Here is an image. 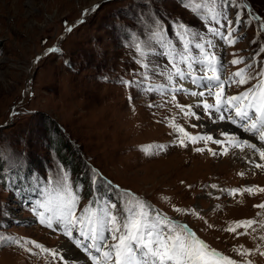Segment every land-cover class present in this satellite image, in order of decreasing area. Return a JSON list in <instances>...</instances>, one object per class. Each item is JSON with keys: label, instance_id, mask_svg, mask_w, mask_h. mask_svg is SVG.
Instances as JSON below:
<instances>
[{"label": "rangeland", "instance_id": "rangeland-1", "mask_svg": "<svg viewBox=\"0 0 264 264\" xmlns=\"http://www.w3.org/2000/svg\"><path fill=\"white\" fill-rule=\"evenodd\" d=\"M242 2L264 18V0ZM141 14L158 15L173 41L172 21L202 28L181 0H0V236L33 240L70 259V241L59 231L40 225L29 210L40 198L33 189L43 186L59 166L67 171L73 186H78L80 208L98 198L117 200L115 187L105 183L111 181L152 208L187 223L211 247L239 260L231 252L233 245L251 249L255 242L248 236L233 239L220 229L233 221L257 218L261 210L253 205L264 202V194L233 199L207 186L264 187V171L251 168L242 156L213 157L196 153L191 146H170L155 156L142 151L167 145L174 137L165 124L157 123L169 111L148 107L150 102H160L158 96H144L119 83L122 78L132 79L130 73L138 67L128 44L141 32L142 38L148 35ZM248 19L240 26V42L225 51V62L232 58L230 52L250 57L264 45V32L255 21L249 25ZM52 48L58 51L49 52ZM156 59L166 63L162 57ZM257 59L264 63V54ZM228 91L236 94L238 90ZM178 122L185 124L182 119ZM193 123L202 126L187 128L192 133L219 138V131L227 129L250 139L230 124H212L207 119ZM11 161L16 165L10 166ZM92 169L103 177L96 184ZM240 172L245 175L239 176ZM173 205L197 209L208 223L177 215ZM250 258L254 264H264V256ZM50 260L44 254L34 256L0 243V264H49Z\"/></svg>", "mask_w": 264, "mask_h": 264}, {"label": "snow or ice", "instance_id": "snow-or-ice-1", "mask_svg": "<svg viewBox=\"0 0 264 264\" xmlns=\"http://www.w3.org/2000/svg\"><path fill=\"white\" fill-rule=\"evenodd\" d=\"M181 3L201 21L200 30L179 20L172 21L171 35L176 38L173 41L158 15L141 14L140 20L147 27L148 35L142 38L141 32L128 44L138 67L131 71L132 79L122 78L119 83L125 89H137L144 96H158L160 102H150L148 107L169 111L170 115L157 123L165 124L170 129L169 135L174 137L167 145L156 144L142 151L155 156L170 146L184 149L191 146L192 151L207 152L213 157L242 156L251 168L264 171V63L257 59L264 54V45L250 57L230 52L228 55L232 58L227 62L224 59L225 51L240 42V26L246 19L250 16L248 24L255 21L259 31L264 32V18L251 15L249 5L242 0H181ZM57 51L56 48L49 50ZM156 57L164 58L166 63L162 65ZM230 67L235 71H230ZM233 88L238 91L229 94L228 90ZM178 97L188 98L189 102L181 103ZM128 99L133 102L131 95ZM181 119L185 124L178 122ZM205 119L212 124L233 125L250 139L226 129L219 131V138L187 130L200 128L202 124L193 121ZM16 163L11 161L10 166ZM91 171L95 177L93 184L103 179L97 170ZM238 175L243 177L245 173ZM105 183L109 188L115 187L118 199L98 198L80 208L78 186L74 187L67 171L57 166L55 174L48 176L43 186L33 189L39 191L40 198L31 203L29 210L40 225L59 231L80 249L90 264H254L250 257L264 256V202L253 205L261 210L257 218L233 221L220 229L233 239L248 236L255 242L251 249L243 244L233 245L231 252L240 257L238 260L211 247L187 223L152 208L137 194L121 190L111 181ZM207 187L233 199L245 194H264V187L256 185L233 189L218 188L216 184ZM207 195L220 199L212 192ZM172 211L208 223L195 208L173 205ZM0 243L19 247L34 256L44 254L51 258L49 264L52 261L76 264L59 250H50L33 240L0 236Z\"/></svg>", "mask_w": 264, "mask_h": 264}, {"label": "bare ground", "instance_id": "bare-ground-1", "mask_svg": "<svg viewBox=\"0 0 264 264\" xmlns=\"http://www.w3.org/2000/svg\"><path fill=\"white\" fill-rule=\"evenodd\" d=\"M227 130V129H226ZM227 162V161H226ZM69 249L68 255L70 256L71 260H75L76 264H90V262L87 260L86 255L78 249V253L74 250L75 246H67Z\"/></svg>", "mask_w": 264, "mask_h": 264}, {"label": "trees", "instance_id": "trees-1", "mask_svg": "<svg viewBox=\"0 0 264 264\" xmlns=\"http://www.w3.org/2000/svg\"><path fill=\"white\" fill-rule=\"evenodd\" d=\"M251 15H254V14H253V10H252V9H251Z\"/></svg>", "mask_w": 264, "mask_h": 264}]
</instances>
